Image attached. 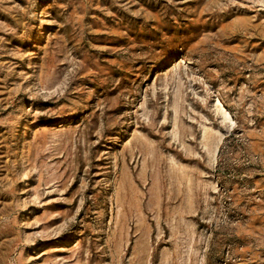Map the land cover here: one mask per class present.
<instances>
[{"label": "rangeland", "instance_id": "374dc122", "mask_svg": "<svg viewBox=\"0 0 264 264\" xmlns=\"http://www.w3.org/2000/svg\"><path fill=\"white\" fill-rule=\"evenodd\" d=\"M0 264H264V0H0Z\"/></svg>", "mask_w": 264, "mask_h": 264}]
</instances>
